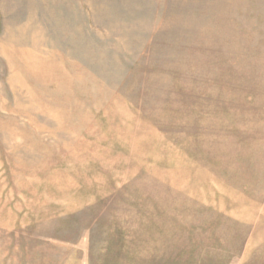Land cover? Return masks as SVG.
<instances>
[{
  "label": "rangeland",
  "instance_id": "374dc122",
  "mask_svg": "<svg viewBox=\"0 0 264 264\" xmlns=\"http://www.w3.org/2000/svg\"><path fill=\"white\" fill-rule=\"evenodd\" d=\"M176 11L0 57V264H264V0Z\"/></svg>",
  "mask_w": 264,
  "mask_h": 264
},
{
  "label": "crops",
  "instance_id": "0c3cea01",
  "mask_svg": "<svg viewBox=\"0 0 264 264\" xmlns=\"http://www.w3.org/2000/svg\"><path fill=\"white\" fill-rule=\"evenodd\" d=\"M155 2L165 3L162 12L149 11L153 8L151 3ZM180 2L181 0H0V57L23 58L26 53L23 54L22 51L106 48L107 45L99 43L104 41L101 35L146 32L135 31L134 27L154 24L155 19L158 20L156 26L171 27L162 31L168 33L236 31L212 29L215 27L202 29L196 26L182 29V20L198 23L197 20L205 16L182 15L176 11L180 8ZM10 51L19 52L12 54Z\"/></svg>",
  "mask_w": 264,
  "mask_h": 264
}]
</instances>
